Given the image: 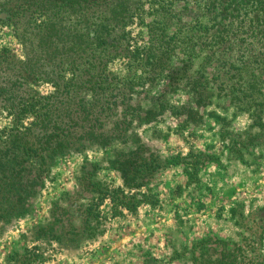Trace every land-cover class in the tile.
Wrapping results in <instances>:
<instances>
[{
    "label": "rangeland",
    "instance_id": "374dc122",
    "mask_svg": "<svg viewBox=\"0 0 264 264\" xmlns=\"http://www.w3.org/2000/svg\"><path fill=\"white\" fill-rule=\"evenodd\" d=\"M16 20L0 15V54L7 48L22 60ZM130 21L132 48L148 45L141 19ZM189 57L193 69L188 72L204 74L203 57ZM124 59L111 67L122 82ZM184 59L175 50L174 73ZM164 71L147 82L138 100L142 119L123 128L126 142L114 138L105 146L85 140L81 150H68L45 164H18L10 158L13 151L0 146V155L7 156L0 157V264H196L193 243L208 237L238 243L263 235L264 253V111L254 121L217 93L197 105L181 74L177 80L169 67ZM213 88L217 91L216 84ZM30 89L44 96L54 91L51 83L31 80L24 97L36 95ZM1 107L0 102L4 129L11 116ZM115 115L105 121L107 135ZM140 145L155 155L160 168L144 186L130 190L112 161L116 153ZM135 201L131 209L127 203Z\"/></svg>",
    "mask_w": 264,
    "mask_h": 264
},
{
    "label": "trees",
    "instance_id": "16d2710c",
    "mask_svg": "<svg viewBox=\"0 0 264 264\" xmlns=\"http://www.w3.org/2000/svg\"><path fill=\"white\" fill-rule=\"evenodd\" d=\"M2 14L17 17L14 25L22 29L15 31L23 46L22 60L9 55L7 48L0 54L1 109L11 116L10 126L0 129V146L12 150L10 158L18 164L53 162L68 150H81L85 140L105 146L114 138L126 142L129 135L123 128L142 119L138 100L147 82L168 67L177 80L181 74L197 105L217 93L253 120L263 118L264 0H0ZM151 15L153 20L146 22ZM133 18L141 19L148 45L132 48ZM177 49L188 59L174 73L178 68L171 67L172 54ZM193 55L203 57L201 76H195L196 70L188 72ZM121 56L128 59L123 82L111 71ZM31 80L51 83L54 91L44 96L30 89L36 95L26 98L23 88ZM113 115L117 119L107 135L105 121ZM146 153L140 145L116 153L112 161L130 190L144 186L160 168L155 155ZM40 177L38 173L36 179ZM117 192L124 195L123 190ZM127 204L131 209L138 205ZM262 241L263 235L238 243L208 237L193 243L192 260L264 264Z\"/></svg>",
    "mask_w": 264,
    "mask_h": 264
}]
</instances>
